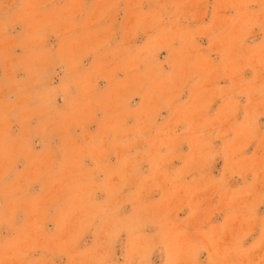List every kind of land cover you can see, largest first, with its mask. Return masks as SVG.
I'll return each instance as SVG.
<instances>
[{"label": "rangeland", "instance_id": "374dc122", "mask_svg": "<svg viewBox=\"0 0 264 264\" xmlns=\"http://www.w3.org/2000/svg\"><path fill=\"white\" fill-rule=\"evenodd\" d=\"M8 3L18 4L21 0H7ZM25 0L23 8L19 10L23 15L30 11ZM103 0H54L56 7L65 8L71 5H80L73 8L79 21L100 5ZM144 11L156 6V0H141ZM172 0H169L171 3ZM182 2V0H177ZM227 2V0H226ZM214 0H187L184 11L190 13L186 24L190 46L187 49V59L191 67H186L182 80L178 81L173 95L176 99L172 105L166 107L162 102L152 103L145 88L137 87L134 81L143 80L145 76L154 77L157 81H167L170 73L174 74L179 56L176 49L179 42L171 46L164 45L154 52L150 61L134 65L122 62L119 55H108L104 51H94V39L86 30L75 29L65 32L62 29L48 32L40 42V47L49 51L47 65L44 72L45 84L51 100L54 113H68L75 107V119L64 120L57 118L48 126L45 134L25 132L19 122L13 121V135H23L27 141L24 150L16 154L12 162L6 165V175L3 181L4 192L0 193V211L6 215H14L17 226L24 225L32 231L33 226L38 229L35 233L36 249L31 252L30 258H43L55 264H67L69 256L56 246L61 238L58 229V220L62 206L71 198L77 184H86L87 191L91 192V199L96 204L110 201L118 206L117 217L124 223L126 218L139 216L145 221L138 233L145 240L154 238L158 231L155 213L161 208L160 201L170 198L171 188L167 184L148 181L143 184L139 198L135 193L140 184V177L151 175V166L147 161L139 165L138 175L127 180V186L119 196L112 198L111 192L105 186V172L97 169L100 163L115 164L117 155L108 151L106 157L100 151L91 147L104 136L107 127L115 122L117 113L123 119L125 126L136 123L137 117L143 118V113L151 109L155 112L158 125L170 127L177 118V111L191 104L194 99L202 98L210 101L203 119L211 122L212 127H205L204 137L197 139L184 132V123L175 126L177 139L172 145L173 158L165 166L169 173L177 169H184L179 192L167 209L168 217L177 223L186 221L189 213L199 205L203 211L194 219L189 220L188 230L196 226L197 221H204L205 227L220 225L228 211L226 200L229 195L245 190L252 182L253 174H257L256 191L260 190L259 173L264 164V147L260 145V135L264 133V115H260L259 96L256 92H249L248 82H254L258 87L262 79L259 69V45L264 41V33L259 28L247 32L243 44L233 50L231 58L225 56L224 49L213 44L209 46V33L205 26L213 22L217 30L230 27L231 18L235 10L231 7H222L217 10L213 18ZM114 26L120 29L126 25L129 17L120 12ZM110 19L101 21L107 26ZM26 20H17L10 27L9 34L28 32ZM150 29H142L128 43L133 46H142L153 35ZM122 32L117 31V36ZM80 52V71L84 78L75 83L70 92H62L63 84L67 79V67L60 64V57L71 40ZM115 47V45H113ZM19 56L21 49H15ZM235 53L242 54L243 58L236 59ZM12 63H15L13 61ZM5 72L0 68V74ZM30 66L12 70L7 66V74L14 79H25L29 76ZM15 88L5 89L0 98L14 94ZM236 101L235 111L231 113L229 97ZM119 107H116V105ZM250 115L255 116V132L245 134L233 141V136L239 125L245 119V106ZM158 109V111H156ZM226 116L225 123H220ZM39 117L26 127L31 129ZM212 132V136L208 132ZM220 133L219 138H214ZM204 141L210 142V147L204 150L208 153L207 159L196 161L187 168L185 162L195 157L201 150ZM231 142V143H229ZM227 145V147H226ZM242 146L236 157L231 155L232 149ZM107 148L105 142L103 145ZM138 148L144 149L147 144L140 141ZM238 160L239 163H234ZM112 184L120 183L119 177H112ZM20 197L17 204L11 203L8 193L14 190ZM194 193V195H193ZM147 205V209H142ZM255 214L264 216V204L256 202ZM99 223V221H97ZM4 235L12 233L4 232ZM258 234V229L253 236ZM249 237L246 243H251ZM95 237L92 231L84 232L77 242L80 250L93 245ZM130 248V238L127 231H121L116 239L113 252L116 257H123ZM207 253L201 255L205 258ZM154 264L160 259V252L154 250L151 255Z\"/></svg>", "mask_w": 264, "mask_h": 264}, {"label": "clouds", "instance_id": "9594fccd", "mask_svg": "<svg viewBox=\"0 0 264 264\" xmlns=\"http://www.w3.org/2000/svg\"><path fill=\"white\" fill-rule=\"evenodd\" d=\"M186 2L187 0H172L171 3L169 0H156L154 8L144 11L141 0H103L96 9L77 21V13L72 9L79 8L78 4L58 9L54 0H31L28 3L30 11L21 15L19 10L23 8L25 0L14 6L7 0H0V68L5 69L0 74V94L5 89H16L14 94L0 98V182L6 175V165L14 160L16 154L23 152L27 143L23 135H13V121L19 122L25 132L39 135L47 133L48 126L58 117L64 120L76 118L75 107L68 113H54L51 107L44 75L47 56L51 53L40 47V42L48 32L62 28L65 32L86 30L94 39V51L102 50L108 55H119L123 63L130 65L138 60L141 63L150 61L161 46L179 42L176 49L179 61L175 73H170L167 81H157L148 76L134 81L137 87L145 88L152 103L162 102L169 107L176 99L173 93L178 81L182 80L186 67H191L186 55L190 46L188 31L186 24L181 25V21H187L190 15L184 11ZM222 7L235 10L227 31L217 30L213 22L207 24L205 29L209 33V46L220 45L225 56L231 58L233 50L243 44L247 32L259 28L264 33V0H214V20L217 10ZM120 12L128 16L129 21L116 29V17ZM18 19L26 20L29 31L11 36L10 27ZM106 19H110L111 23L104 26L101 21ZM145 28L152 30L154 34L144 45L133 46L128 43L129 38H134L138 31ZM117 31L122 32V35L117 36ZM76 43L74 39L71 40L59 58L60 64L67 67V79L62 88L65 95L75 83L84 78L80 71V52L74 46ZM15 49L22 50L19 56L15 55ZM235 58L243 56L235 53ZM25 64L30 66L27 78L17 80L7 74V66L10 65L15 71ZM258 64L262 79L258 87L253 86L254 82H248L249 92L258 94L259 105L264 109V41L259 45ZM229 102L230 111L234 113L236 101L230 96ZM208 103L210 101L202 98L194 99L187 107L177 111V118L170 127L158 125L155 112L151 109L143 113L142 119L137 117L136 123L131 126H125L117 113L115 122L107 127L104 136L91 145L105 157L108 151L117 155L115 164L97 161L96 169L105 172L104 183L112 198L119 196L129 178L138 175L139 165L144 161L150 164L151 175L140 177L136 197L139 198L143 184L152 181L157 186L160 183L169 185L170 198L166 200L162 197L161 208L155 213L158 231L154 238L145 240L138 234L145 223L139 216L126 218L127 222L124 223L116 215L118 206H113L110 201L96 204L91 199L92 193L86 190V184H77L75 190L69 186L68 190L73 195L61 208L58 220L61 238L56 244L69 256L67 264H154L151 259L154 250L160 252L157 264H264V216L257 217L255 214L256 202L264 204V164L259 173L260 190L256 191L257 174L254 173L252 182L247 184L245 190L228 196V211L220 225L205 227L204 221H197L196 226L189 231L187 221L194 220L203 211L199 205L192 209L186 221L177 223L168 217L167 209L171 198L179 192L180 182L186 174L184 169L169 173L165 167L173 158L172 145L177 139L175 126L184 123V132L197 139L203 138L205 127H212L211 122L204 120L202 115L206 112ZM260 115H264V111ZM34 117L39 119L33 128H27ZM228 118L226 116L220 123H225ZM255 123V116L249 114L246 105L245 119L236 125L239 131L235 132L233 141L244 135L245 130L254 133ZM208 135L212 136V132H208ZM219 135L217 132L214 138H219ZM259 140L264 147V133ZM140 141H144L147 147L138 148ZM105 142L107 148L103 147ZM207 147H210V142L204 141L197 155L185 162V167L207 159L208 153L204 150ZM240 151L242 146H236L231 155L236 157ZM233 162L239 163L238 160ZM114 176L120 178V183H111ZM16 191L18 189L8 193L13 205L20 200ZM3 192L4 185L0 183V193ZM147 208V205H142V209ZM257 229L258 234L253 236ZM90 230L95 237L93 245L83 250L78 249L79 237ZM37 231L34 226L32 231L24 225L17 226L14 215H6L0 211V264H55L43 258H30L29 254L36 249ZM121 231H127L130 238V248L122 258L116 257L113 252L114 243ZM4 232L12 234L4 235ZM249 237H253L252 241L246 243ZM203 253H207V256L201 259Z\"/></svg>", "mask_w": 264, "mask_h": 264}]
</instances>
